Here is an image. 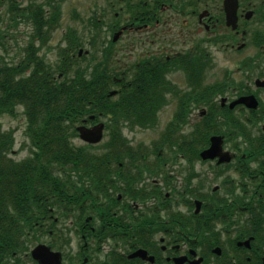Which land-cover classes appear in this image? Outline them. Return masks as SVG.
I'll return each mask as SVG.
<instances>
[{"label": "flooded vegetation", "instance_id": "obj_1", "mask_svg": "<svg viewBox=\"0 0 264 264\" xmlns=\"http://www.w3.org/2000/svg\"><path fill=\"white\" fill-rule=\"evenodd\" d=\"M219 2V14L190 10L208 33L194 40L193 49L157 46L125 67L109 58V67L123 69L119 80H134L137 72V79L167 97L176 94L171 85L177 82L194 89L199 81L216 85L192 97L188 142L103 145L138 151L122 153L124 160L81 162L71 169L73 190L51 194L59 200L43 209L47 231L42 242L60 255H46L42 262L31 254H14L5 264H264V30L251 33L254 51L241 54L249 40L245 27L256 15L264 21V0L260 7L239 0V30L227 25L225 0ZM187 6L188 0H155L150 17L160 25L158 13H187ZM250 10L254 14L248 19ZM140 21L131 20L130 28H142L132 25ZM220 22L229 33H215ZM114 26L118 31V23ZM114 42L110 38L109 49L103 50L112 57ZM218 45L236 53L225 52L231 67L222 78L206 81L214 66L212 52L221 50ZM176 72L182 73L179 81L173 77Z\"/></svg>", "mask_w": 264, "mask_h": 264}, {"label": "trees", "instance_id": "obj_2", "mask_svg": "<svg viewBox=\"0 0 264 264\" xmlns=\"http://www.w3.org/2000/svg\"><path fill=\"white\" fill-rule=\"evenodd\" d=\"M8 2L16 23L24 18L31 23L32 30L17 62L5 61L0 52V264L10 255L27 251L34 238L40 237L43 209L55 206L53 201L59 200L51 194L73 190L76 178L72 168L81 162L84 166L91 165L95 159L124 160L126 156L122 153L138 151L131 146L93 149L110 143L129 144L124 128L153 125L157 109L166 103L161 98L163 91L137 79V72L134 80L128 82L126 77L119 80L122 72L109 67L112 54L105 51L103 55L101 46L90 56L86 53L80 56L69 51L68 47L78 46L77 41H70L61 49L57 64L46 60L40 49L49 40L51 28L60 24L59 5L50 3L53 10L48 12L36 2L25 7L16 0ZM142 6H136L139 12ZM142 15H136L133 21ZM5 35L0 30V48L5 45L7 49ZM192 60L197 63L196 58ZM188 64L192 71V61ZM204 88L200 87L198 96L205 92ZM114 89L118 92L111 95ZM17 103L24 106L25 132L30 138L28 155L21 160L10 155L15 135L13 129H4L1 121L4 112L16 114ZM179 103L163 137L186 143L188 134H181V128L188 121L189 105L185 96ZM147 112L152 116L148 117ZM96 120L106 122L108 138L100 145H76L73 138L78 135L77 126Z\"/></svg>", "mask_w": 264, "mask_h": 264}, {"label": "rangeland", "instance_id": "obj_3", "mask_svg": "<svg viewBox=\"0 0 264 264\" xmlns=\"http://www.w3.org/2000/svg\"><path fill=\"white\" fill-rule=\"evenodd\" d=\"M0 1H2L0 2V30L6 33L4 40L7 47V49H4L5 45L1 47L0 52L4 56L5 61L15 63L19 59L20 54L23 53V47L30 41L32 26L31 23L27 22V20L25 21L24 18H21L20 22L16 23V20L13 19V13L9 8L8 0ZM16 1L21 4L22 7L33 2L43 4L49 10L48 12L53 10L49 8L50 3L59 5L58 8L61 9L59 18L60 24L54 29L51 28L49 40L46 41L47 44L45 42L40 49L41 54L44 55L46 60L57 64L60 61V51L68 45V42L77 41L78 44L76 49L68 47L70 52L77 53L81 49L83 53L90 56L91 52L94 51L95 46L99 48V46H102V42L105 43L113 37L115 23L118 21L123 23L131 18L133 12L130 11L135 10V13L144 14V16L150 17L151 14H153L152 9L155 0ZM244 1L247 2L250 0ZM261 1L262 0H252L253 3L258 5V7H260ZM140 2H143V9L140 8L139 12L136 6H140ZM185 8L188 10L187 13L177 12L173 9L158 13L162 23L160 25H153L150 29L143 31V33L133 32L121 35L116 41L117 47L114 52L113 61L120 67H125L130 64L132 65V63L136 62L142 56L143 52H152L154 47L157 46V49L169 48L171 50H188L192 47L194 48V40H197L208 33L204 26L199 23L198 16L192 14L190 10L197 9V14H199L204 9H211L213 13L219 14L221 13L222 4L219 0H188V6ZM241 23L244 24L245 21ZM225 26V23L220 22L216 27L215 33H229ZM245 29L249 31L247 36L249 40L247 39L248 44L243 50H241V54H249L254 51V47L250 44V36L251 33H254L257 29L264 30V21L260 19L259 15H256L252 18L250 24L247 25ZM68 33H74V35L70 36ZM154 38L157 43L152 42ZM172 39L173 41H176V44L171 43ZM226 41L227 40H225V43ZM242 41L243 40H241V42ZM105 45L107 46V43ZM213 46H216V44L212 46L210 45V47ZM218 47H220L221 50H217L218 48H211V50L214 49L211 56H214L215 60H213L214 66H211L212 68L209 69L206 74V81H213L222 78L225 68L231 67L226 53H236L235 50H229V48L225 51L224 45H218ZM100 48L102 49V47ZM181 75V72H176L173 77L178 79ZM177 85L178 89H181L182 92L190 91V87L187 85L184 86L182 83L178 82ZM174 94L168 95L167 104L161 109L158 122L154 125V128H143L138 126L135 129H130L128 127L125 128V133L131 142L151 143L154 140H159L166 123L173 117V113L180 98V95ZM15 108L16 114L9 113V111L4 112L1 116V121L3 128L13 129L15 135L16 141L11 156L16 159H21L28 155L29 147L28 145H25L26 142L28 143L27 133L25 132L27 120L23 111L24 108L20 103L15 104ZM199 110L200 107L196 106V112H199ZM188 128L189 126L187 123L181 134H188ZM107 137L108 135L105 137V140ZM74 142L77 145L85 144L80 137H75ZM40 241H42V239L32 243L30 249ZM21 254L24 255V253Z\"/></svg>", "mask_w": 264, "mask_h": 264}, {"label": "water", "instance_id": "obj_4", "mask_svg": "<svg viewBox=\"0 0 264 264\" xmlns=\"http://www.w3.org/2000/svg\"><path fill=\"white\" fill-rule=\"evenodd\" d=\"M238 7H239V0H225V10H226V16H227V24L232 25L233 28H237L238 26ZM253 12L249 11L247 18H250L252 16ZM104 127L105 124L103 122L94 125L93 127H87V126H80L78 129L81 132V137L92 143L100 142L104 135ZM218 136L213 138L214 143L216 142V139ZM214 147V144L213 146ZM206 154V152H205ZM32 254L35 258L39 259L40 261H43V258L46 255H53V256H59V252H52L50 251L49 247L46 245L40 244L36 246Z\"/></svg>", "mask_w": 264, "mask_h": 264}]
</instances>
